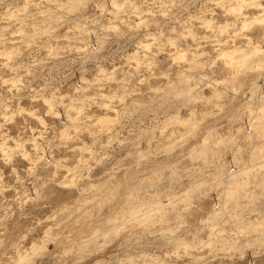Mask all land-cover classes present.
Instances as JSON below:
<instances>
[{"label": "rangeland", "instance_id": "1", "mask_svg": "<svg viewBox=\"0 0 264 264\" xmlns=\"http://www.w3.org/2000/svg\"><path fill=\"white\" fill-rule=\"evenodd\" d=\"M256 4L0 0V264H264Z\"/></svg>", "mask_w": 264, "mask_h": 264}, {"label": "bare ground", "instance_id": "2", "mask_svg": "<svg viewBox=\"0 0 264 264\" xmlns=\"http://www.w3.org/2000/svg\"><path fill=\"white\" fill-rule=\"evenodd\" d=\"M256 7H259V9H263L260 7V4H256ZM232 10V9H231ZM240 11V9H239ZM252 23H264V14L258 17H255L252 21ZM248 24H244L243 27L248 26ZM259 50L257 48H255L250 54H243L240 53L238 50H233V52H222L221 55L222 56H227L228 58H230V64L231 65H247L254 56H256L258 54Z\"/></svg>", "mask_w": 264, "mask_h": 264}]
</instances>
